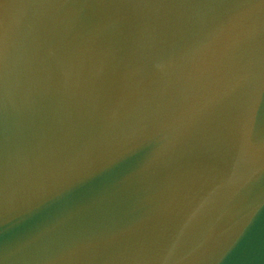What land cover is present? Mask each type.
<instances>
[{
	"label": "water",
	"instance_id": "1",
	"mask_svg": "<svg viewBox=\"0 0 264 264\" xmlns=\"http://www.w3.org/2000/svg\"><path fill=\"white\" fill-rule=\"evenodd\" d=\"M0 264H264V0H0Z\"/></svg>",
	"mask_w": 264,
	"mask_h": 264
}]
</instances>
